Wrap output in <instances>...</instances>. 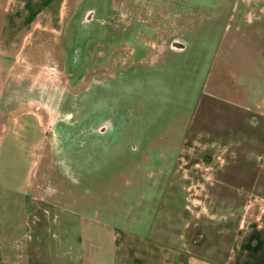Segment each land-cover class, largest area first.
I'll use <instances>...</instances> for the list:
<instances>
[{
	"label": "rangeland",
	"instance_id": "374dc122",
	"mask_svg": "<svg viewBox=\"0 0 264 264\" xmlns=\"http://www.w3.org/2000/svg\"><path fill=\"white\" fill-rule=\"evenodd\" d=\"M35 39L0 55L2 230L26 264H122L205 220L208 191L264 195V0H72Z\"/></svg>",
	"mask_w": 264,
	"mask_h": 264
},
{
	"label": "crops",
	"instance_id": "0c3cea01",
	"mask_svg": "<svg viewBox=\"0 0 264 264\" xmlns=\"http://www.w3.org/2000/svg\"><path fill=\"white\" fill-rule=\"evenodd\" d=\"M71 2L0 0V55L21 51L30 38L62 34ZM215 196L212 191L203 195L205 220L186 223L188 233H173L145 251L124 253L122 264H264V195L238 189L225 195L224 205H218ZM189 199L198 217L199 199ZM198 229L202 233L193 235ZM7 242L0 202V264H26L25 255Z\"/></svg>",
	"mask_w": 264,
	"mask_h": 264
}]
</instances>
